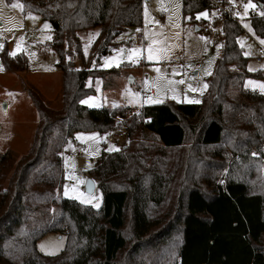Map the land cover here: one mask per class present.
I'll use <instances>...</instances> for the list:
<instances>
[{
	"label": "trees",
	"instance_id": "16d2710c",
	"mask_svg": "<svg viewBox=\"0 0 264 264\" xmlns=\"http://www.w3.org/2000/svg\"><path fill=\"white\" fill-rule=\"evenodd\" d=\"M17 1L52 27L61 95L53 110L28 85L38 118L31 144L19 158L0 153V264H264V171L251 155L264 143V96L243 87L264 79V68L247 70L242 27L215 13L225 34L200 103L90 109L81 104L95 94L86 82L106 74L91 65L142 26L144 0ZM249 1L259 11L251 30L264 38V0ZM202 12H211L205 0H182L188 22ZM94 28L85 57L76 34ZM0 60L6 73L27 71L23 55L3 51ZM116 116L126 142L89 172L101 207L63 198L64 147L78 132L106 134ZM47 234L65 236L60 254L38 252Z\"/></svg>",
	"mask_w": 264,
	"mask_h": 264
},
{
	"label": "rangeland",
	"instance_id": "374dc122",
	"mask_svg": "<svg viewBox=\"0 0 264 264\" xmlns=\"http://www.w3.org/2000/svg\"><path fill=\"white\" fill-rule=\"evenodd\" d=\"M226 1L240 12L243 33L237 38V43L248 59L247 70L254 73L263 69L264 44L260 41L264 38L257 37L250 27L249 14L255 11L254 4L249 0ZM249 3L253 7L246 10L244 5ZM13 4L21 5L17 0L10 3L0 0V54L5 51L10 57L23 55L27 71L6 73L0 60V153L10 151L19 158L27 152L38 120L25 88L28 85L34 87L47 106L56 110L60 107L61 73L57 67L58 57L50 47L53 31L49 22L34 13L24 14L22 7L14 8ZM142 10V26L119 34L114 39L117 45L111 53L91 65L92 69L106 74L87 80L86 85L93 88L95 94L81 100L85 107H127L138 111L145 106L167 102H201L207 89V78L220 55L219 49L209 50L206 37L195 29L193 22H188L189 17H183L182 0H144ZM207 18L206 12L195 15L196 20L206 21ZM137 32L142 33V40H137ZM76 35L82 54L88 57L99 28ZM257 57H262V61L257 62ZM67 61L75 68H81L74 56L68 55ZM249 81L255 83L250 84ZM261 84H264V79L248 78L243 87L264 96V89L259 87ZM3 101L8 102V108L6 105L2 107ZM78 134L80 138H77ZM101 141L102 137L96 132H78L66 144L63 167L68 177H64L62 184L63 198L93 209L101 207L102 192L98 185L94 183L92 193L85 190L89 172L102 152L119 150L126 138L125 142L106 143L104 146ZM79 150L81 154H78ZM262 169L264 171V166ZM65 245L64 235L47 234L37 242V250L44 256H56Z\"/></svg>",
	"mask_w": 264,
	"mask_h": 264
},
{
	"label": "built area",
	"instance_id": "2783aa9c",
	"mask_svg": "<svg viewBox=\"0 0 264 264\" xmlns=\"http://www.w3.org/2000/svg\"><path fill=\"white\" fill-rule=\"evenodd\" d=\"M211 7V12H206L207 20L195 19L194 25L198 31L204 35L207 39V47L209 50L220 49L223 38H224V25L223 21H217L215 13L222 15L226 20L232 21L240 25L241 17L239 9L235 6L230 5L225 0H205ZM259 11L255 9L249 14V19L258 16ZM162 19L163 17L160 16ZM137 40H142L143 36L141 32L136 33ZM264 56V50H263ZM257 62L262 61V57L256 58ZM115 121L117 125L112 130H109L106 134L100 135L102 137L101 145L104 146L106 143L125 142L126 130L124 126V119L120 116H116ZM81 150L78 154H81ZM251 155L255 158H260L262 166H264V143L260 150L252 149ZM68 177V175H67Z\"/></svg>",
	"mask_w": 264,
	"mask_h": 264
},
{
	"label": "snow or ice",
	"instance_id": "6c2138e0",
	"mask_svg": "<svg viewBox=\"0 0 264 264\" xmlns=\"http://www.w3.org/2000/svg\"><path fill=\"white\" fill-rule=\"evenodd\" d=\"M12 7L15 8V7H22V6H21V5H17V4H13ZM244 7H245V9L247 10L248 8L253 7V5H251V4L249 3V4L244 5ZM197 18H199V16H198ZM45 27H47V25H45ZM49 38H50V37H49ZM260 42H261L262 44H264V40H261ZM10 55H15V53H10ZM149 59H151V56L149 57ZM248 83L253 84V83H255V82L249 81ZM259 87H260L261 89H264V84L259 85ZM155 102H159V101H155ZM82 103H87V101H82ZM77 138H80L79 134H78V137H77ZM65 194H67V191L65 192Z\"/></svg>",
	"mask_w": 264,
	"mask_h": 264
},
{
	"label": "water",
	"instance_id": "95a60500",
	"mask_svg": "<svg viewBox=\"0 0 264 264\" xmlns=\"http://www.w3.org/2000/svg\"><path fill=\"white\" fill-rule=\"evenodd\" d=\"M197 30V28H195ZM5 104H2V107L4 106ZM94 188H95V184L93 182L92 179H89L86 183V186H85V190L87 193H92L94 191Z\"/></svg>",
	"mask_w": 264,
	"mask_h": 264
},
{
	"label": "crops",
	"instance_id": "0c3cea01",
	"mask_svg": "<svg viewBox=\"0 0 264 264\" xmlns=\"http://www.w3.org/2000/svg\"><path fill=\"white\" fill-rule=\"evenodd\" d=\"M197 31H198V30H197ZM2 104H5V105L7 106V108H8V102L3 101ZM2 104H1V105H2ZM67 175H68V172L65 171V178L67 177Z\"/></svg>",
	"mask_w": 264,
	"mask_h": 264
}]
</instances>
